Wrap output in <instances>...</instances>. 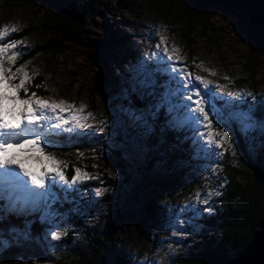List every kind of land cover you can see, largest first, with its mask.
Listing matches in <instances>:
<instances>
[{
  "label": "rangeland",
  "instance_id": "rangeland-1",
  "mask_svg": "<svg viewBox=\"0 0 264 264\" xmlns=\"http://www.w3.org/2000/svg\"><path fill=\"white\" fill-rule=\"evenodd\" d=\"M175 1L180 3L181 0ZM77 5L89 6L88 11L83 13L81 17V43H63L64 47L60 46V50L54 53L53 51L43 52L39 50L35 52L36 55L34 53L31 58L24 60L28 54L38 50V45L47 42L48 33L41 34L38 29H32L28 34L20 36L21 29L40 24L42 22L40 20L41 12L46 8V10L49 9L50 22H45L53 24L62 21L60 7H75ZM75 9L76 12L82 10L76 7ZM208 11L210 17L205 33L202 34L198 32V28H195L190 34L192 42L189 47L192 51L190 60L195 63L191 69L187 65V55L183 46L185 39L182 38V32L186 26L181 23L174 24L171 18L156 16L143 0H56L51 7L45 3L42 4L41 0H17L14 2L0 0V29L5 26L9 29L13 26L19 29V31L10 32V35L3 40V42L21 41L15 49L11 50L20 53L16 63L12 65V70L15 71L16 68L24 66L25 71L30 76L39 75L43 78L42 88L45 93H36L37 97L50 102L63 100L75 105L77 109L85 106L83 115L86 116L91 113V117L86 122L93 125L94 129L104 128L103 132L88 129L84 132H66L64 134H72L75 138L85 136L88 140L98 138L99 146H101L102 139L107 143L125 141L122 147L123 151L127 157L130 156L135 162L139 161L137 154L140 153V146L138 143L146 123V116H150L149 110L162 109L171 124H175V126L180 125L178 120L182 118L184 113V109L179 107L181 94L170 95V103L164 99L165 94L175 91L177 85L170 75L163 71L167 65L173 62L167 61L165 56L166 63L158 64L156 62L158 57L153 55L157 52L164 55L163 48L165 45L161 44L160 49L156 47L157 44H160L161 36L166 37V46L170 53L172 48L179 50L174 54L180 56L178 66L186 67L193 78L201 76L205 80L211 81L210 87L212 88H215L216 85L224 86L223 93L216 91L217 97H224V99L216 101V106L222 111L224 117L218 127L229 133L231 144L225 143L222 148L208 152V154L213 155L211 163L215 165H208L209 167L205 166L202 170H197L198 173L195 176L190 173V176L185 175L179 179L173 178L171 181L165 176H161L160 179V175L155 173L156 176H159L156 195L161 196L160 202L163 205L164 216L162 219H156L153 220L154 222L150 221L144 225L140 213L132 206L134 209L132 210L134 213L131 214L132 218L127 217L122 220L123 223H121L120 228L125 232L116 241V247L120 250L117 254L123 252V255L130 259L127 264L194 262L195 256L193 254L195 251L193 247L195 244V247H198L202 245V242L205 243L207 236L204 232L207 231V228L201 225L198 217H201L200 211L207 208L211 198H215L216 195L213 194L208 199V203L204 204L195 201L193 194L200 191L203 199L209 189L220 190L218 184L211 187L207 185L210 181L218 179L215 174H218L217 171L220 169L219 158L226 157L228 163H233L240 168L238 173L241 179L250 176L249 168L245 167L246 164H244L236 147L233 124L234 128H238L241 134H245L241 132L239 125L234 120L228 119V114L234 111L250 112L251 114L255 104L264 105V42L263 45L256 48L253 55L255 67L253 74L250 75L244 71L243 67L249 56L250 49L246 40L252 28L247 11L240 7L231 11L223 8L219 3L209 5ZM261 36L264 39V31ZM206 70H210L216 75H210L209 71ZM96 75L101 78L99 84L101 90L99 91L93 88V78ZM238 77L245 78V81L234 85L233 82ZM20 78L22 77L18 74L12 83H19ZM27 82L29 81H26V84ZM91 91L94 92L93 95ZM229 91L251 92L253 95H245L242 99L227 97L226 94ZM23 92V90L19 92L22 98H27L33 93L23 95ZM133 98H139L141 104L136 106ZM225 101H231V106L227 105ZM252 120L254 127L247 133L245 139L247 150L253 152V150H259L260 147L264 149V123L256 120L253 116ZM183 126L189 127L188 134L195 140L198 135L196 130L188 125ZM200 131H203L202 127ZM233 150L235 155H233ZM102 158L98 163L94 159L95 162L90 169L81 164L73 166L71 176L75 174L74 170L79 168L96 178L86 179L76 185L77 191L70 192L74 194L73 197L68 193L67 199H65V194L57 189V192L61 193L60 199L52 205V210L58 214L56 224L59 225V228L56 230H67L68 234L71 233L69 245V242L66 243V239L64 240L66 235L60 240L51 238L49 232L52 229V223L43 219L42 210L24 212L27 214L37 213V220L45 224V244L52 253L59 254L62 251L65 253L72 251L73 242L79 240V230L90 228L95 225V221L101 223L104 218L112 219L108 210H105L106 213L103 211L105 209L103 203L102 206L98 205L99 199L97 205L91 206L90 195L93 198L96 196L109 198L117 196L123 201H128L127 196L132 192L133 187L131 191H124V194L120 193L112 179V177L120 179V176L123 175L120 170V162ZM32 167L35 168V165L33 164ZM131 168L124 166L125 172L135 174L130 178L132 179L131 184L136 185V172L132 171ZM213 169L215 172L212 171ZM63 170L65 169L63 168ZM205 177L208 179L206 180ZM121 182L119 181V183ZM86 184L90 186L97 184V186L88 188ZM97 189L102 190L100 195L96 194ZM4 202L7 204V201ZM189 203L195 205V210H199L198 215L195 210L179 213V209ZM178 216L186 219L188 223L180 226L181 235L174 236L173 232L177 231ZM73 218H78L77 227L72 226L75 223L72 222ZM117 227L119 228V226ZM68 254L71 255V253Z\"/></svg>",
  "mask_w": 264,
  "mask_h": 264
},
{
  "label": "trees",
  "instance_id": "trees-1",
  "mask_svg": "<svg viewBox=\"0 0 264 264\" xmlns=\"http://www.w3.org/2000/svg\"><path fill=\"white\" fill-rule=\"evenodd\" d=\"M3 1L14 2L17 0ZM55 1L41 0V3L51 7ZM143 1L156 16L171 18L174 24L181 23L186 26L182 32V38L185 39L183 46L187 55V65L192 69V65L195 63L190 60L192 55L189 48L192 43L190 34L195 28L199 29L198 32L205 33L210 17L208 6L198 0H181L180 3L175 0ZM67 7H60V17L62 19L60 22L46 23L45 21L50 22L49 9L46 10V8L41 12L40 20L42 22L40 24L26 26L21 29L20 36L28 34L32 29H38L41 34L48 33L47 42L38 45V50L28 54L24 60L31 58L39 50L43 52L53 51L54 53L60 50L63 43H81V22L72 21L65 15ZM75 7L86 11L89 9V6L86 5ZM249 21L251 23V20ZM251 25L252 28L246 40L250 49L249 56L243 64L244 71L250 75L253 74L255 67L253 55L256 48L263 45L264 42L261 36L264 25L261 23H251ZM244 79L238 77L233 83L238 85L240 82L245 81ZM42 84L43 78L34 75L26 84L27 94L23 92V95L32 92L44 94ZM91 94L93 95L94 92L91 91ZM149 111L150 116H146V123L138 143L140 146V153L137 154V157H139L138 162L125 155L122 148L125 141L107 143L102 139L101 146H99L98 138L88 140L85 136L75 138L72 134L67 135L64 133L52 138L55 147L49 150L54 151L59 160L67 163L64 171L68 178L73 173L74 165L81 164L90 169L95 162L94 159L98 163L102 157H105L108 161L116 160L121 164L120 170L123 175L120 176V179L112 177L115 183L111 180L120 190V193L124 194V191H131L132 187L133 190L127 196L128 201H123L117 196L110 198L96 196L93 198L90 195L91 206L96 204L99 199L98 205L102 206L103 203L105 207L103 211L106 213L108 210L112 219L104 218L101 223L95 221V225L90 228L79 230V240L73 242L74 248L66 253L62 251L59 254H54L49 251L44 239L46 238L44 237L46 226L37 220V213H0V217H2L0 218V264H120L122 262L127 264L130 261L129 258L123 255V252L117 254L120 250L116 247V241L125 232L120 228L121 223H123L122 220L127 217L132 218L131 214L134 213L132 212L134 209L140 213L144 225L150 221L154 222L153 220L162 219L164 216L163 205L160 202L161 196L156 195L159 176H156L155 173L160 175V179L161 176H165L172 181L173 178L179 179L185 175L190 176L193 174L195 176L198 173L197 170H202L205 166L209 167L208 165H215L211 163L213 155L202 151L199 144L194 143V140L188 134L189 127L172 125L162 109ZM251 115L256 120L264 123V105L255 104ZM233 129L237 150L240 152L244 164H246L245 167L249 168L248 173L250 176L246 178L248 181L241 179L238 173L240 168L233 163H228L226 157L219 158L220 163L218 162V165L220 169L217 171L218 174H215L218 179L215 178L216 181H210L207 185L211 187L218 184L221 195L211 198L210 204L206 206L211 211H200L201 217H198V219H200L201 225L207 228V231H204L207 234L206 240L198 247H195L196 244L194 245V262L183 261L186 264H220L222 260L232 257L249 241L252 232L256 229V222L262 215L264 204V149L260 147L259 150H253L254 153L247 150L246 135L241 134L238 128H234V124ZM125 165L132 167V171L136 172V185L131 184L132 179L130 178L135 174L125 172ZM138 176L140 177L138 178ZM119 181L122 182L119 183ZM97 182L100 183L99 180ZM221 184H223L222 187ZM86 185L88 188L97 186V184ZM109 192L111 191L109 190ZM70 195L73 197L74 194L70 193ZM4 203V201H0V207L5 206L6 203ZM132 206L134 209H132ZM72 222H75L72 225L73 227H77L79 224L78 218H73ZM69 238H71V233H67L64 238L66 243L69 242L68 245L70 244ZM68 253H71L72 256Z\"/></svg>",
  "mask_w": 264,
  "mask_h": 264
},
{
  "label": "snow or ice",
  "instance_id": "snow-or-ice-1",
  "mask_svg": "<svg viewBox=\"0 0 264 264\" xmlns=\"http://www.w3.org/2000/svg\"><path fill=\"white\" fill-rule=\"evenodd\" d=\"M16 31L19 29L14 26L11 29L7 26L0 29V201H7L5 206L0 207V213L20 214L42 210L43 219L52 223V229L49 232L51 238L60 240L67 234V230H56L59 228L56 224L58 214L52 210V205L60 199L57 189L64 193V198L67 199L68 193L77 191L76 185L95 177L76 168L75 174L68 178L63 170L67 167V163L58 160L56 153L49 150L55 147V142L51 137L60 136L66 132H84L88 129L103 132L104 128L94 129L93 125L86 122L91 117V113L83 115L85 106L77 109L75 105L63 100L50 102L37 97L35 92L27 98L20 97L21 90L27 94L26 81H30L32 76L25 71L24 66L16 68L15 71L12 70V65L16 63L20 53L11 50L15 49L21 41L3 42L10 32ZM161 44L165 45L164 55L159 52L153 55L158 57L156 61L158 64L166 63L165 56L167 61L173 62L163 71L175 81L177 88L171 93H166L164 99L170 103V95L181 94L179 107L184 109V113L178 123L196 130L198 135L194 143L199 144L204 152H213L216 148H222L225 143L230 145L229 133L218 127L224 117L222 111L217 108L216 101L224 97H217L216 91L223 93L224 86L216 85L212 88L210 87L211 81L201 76L193 78L186 67L178 66L180 56L174 54L179 50L172 48L170 53L166 46V37L163 36L160 37L157 49H160ZM206 71H209L210 75H216L210 70ZM18 74L22 77L19 83H12ZM226 95L242 99L245 95L252 96L253 94L229 91ZM225 103L231 106V101H225ZM228 119L234 120L245 135L254 127L250 112H230ZM201 127L203 131H200ZM233 155H235L234 150ZM33 164L35 168L32 167ZM212 171L215 172V169ZM205 179L207 180L208 177ZM101 191L97 189L96 194L100 195ZM213 194L221 195L219 191L213 189H209L203 199L200 191H196L193 195L195 201L207 204ZM189 210H195V205L186 204L179 209V213H186ZM195 211L198 215L199 210ZM204 211H211V209L206 208ZM185 223H188L186 219L177 217V231L173 232L174 236L182 234L180 226Z\"/></svg>",
  "mask_w": 264,
  "mask_h": 264
},
{
  "label": "water",
  "instance_id": "water-1",
  "mask_svg": "<svg viewBox=\"0 0 264 264\" xmlns=\"http://www.w3.org/2000/svg\"><path fill=\"white\" fill-rule=\"evenodd\" d=\"M209 6L219 3L223 8L234 11L240 7L248 12L252 24L261 23L264 25V0H198ZM237 6V7H235ZM86 10L76 12L75 7L68 6L65 15L75 22H81V17ZM93 88L96 91L100 88V76H94ZM136 106L140 105V100L133 98ZM220 264H264V204L261 217L256 222V229L252 232L249 241L232 257L224 259Z\"/></svg>",
  "mask_w": 264,
  "mask_h": 264
},
{
  "label": "bare ground",
  "instance_id": "bare-ground-1",
  "mask_svg": "<svg viewBox=\"0 0 264 264\" xmlns=\"http://www.w3.org/2000/svg\"><path fill=\"white\" fill-rule=\"evenodd\" d=\"M243 9V8H242Z\"/></svg>",
  "mask_w": 264,
  "mask_h": 264
}]
</instances>
